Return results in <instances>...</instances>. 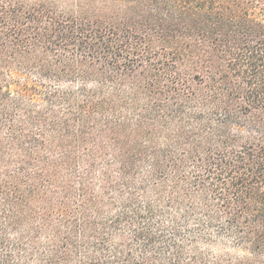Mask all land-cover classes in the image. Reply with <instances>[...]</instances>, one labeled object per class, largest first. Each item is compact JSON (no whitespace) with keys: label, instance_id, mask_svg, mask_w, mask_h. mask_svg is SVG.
<instances>
[{"label":"trees","instance_id":"trees-1","mask_svg":"<svg viewBox=\"0 0 264 264\" xmlns=\"http://www.w3.org/2000/svg\"><path fill=\"white\" fill-rule=\"evenodd\" d=\"M0 264H264V0H0Z\"/></svg>","mask_w":264,"mask_h":264}]
</instances>
